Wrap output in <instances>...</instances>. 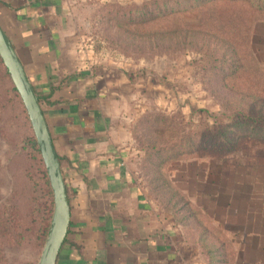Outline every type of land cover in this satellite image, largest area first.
Instances as JSON below:
<instances>
[{"label":"rangeland","instance_id":"rangeland-1","mask_svg":"<svg viewBox=\"0 0 264 264\" xmlns=\"http://www.w3.org/2000/svg\"><path fill=\"white\" fill-rule=\"evenodd\" d=\"M77 4L67 50L81 67L110 72L128 167L174 230L185 263L264 264V158H257L264 145L243 140L234 154L217 153L200 135L223 108L232 116L263 84L264 0ZM224 54L245 72L223 62ZM14 111L0 118V223L15 213L22 240L10 244L0 235V264H38L53 193L41 155L33 159L24 148L23 138L34 135L29 119ZM200 225L209 227L208 240Z\"/></svg>","mask_w":264,"mask_h":264},{"label":"crops","instance_id":"crops-1","mask_svg":"<svg viewBox=\"0 0 264 264\" xmlns=\"http://www.w3.org/2000/svg\"><path fill=\"white\" fill-rule=\"evenodd\" d=\"M77 5L0 0V26L42 99L66 185L70 226L57 264H186L174 230L128 167L110 72L81 67L67 50Z\"/></svg>","mask_w":264,"mask_h":264},{"label":"trees","instance_id":"trees-1","mask_svg":"<svg viewBox=\"0 0 264 264\" xmlns=\"http://www.w3.org/2000/svg\"><path fill=\"white\" fill-rule=\"evenodd\" d=\"M178 1V0H177ZM179 3V2H178ZM195 40V38H193ZM199 41V40H197ZM203 43V45H202ZM207 42H203V40L199 41L198 45H200V50L206 49L210 50L206 47ZM238 58L234 56L223 55L221 60L225 63L231 64L232 68L235 66V70L245 72V66L240 64L237 60ZM0 66L3 67L4 71L2 72L0 78V118L8 111L11 112V115H14L17 112L14 111V108L19 111L23 119L28 121V116L23 108L22 102L17 94L16 89L14 88L10 76L4 67L1 59ZM264 74L261 77L263 80L262 86L258 89V86L255 87L257 93L255 95L250 94L248 96H243V98L239 101V105L233 107L235 112H232V116H228L225 112L224 108L220 111V115L215 116L214 124L210 127H207L202 132L201 140H203V145L207 150H213V152L221 153L225 152L226 154H234L239 150L240 144L244 141H257V144L264 145ZM56 88L54 87L53 90ZM39 98V97H38ZM251 100V102H247V100ZM39 103L42 108L43 102L42 99L39 98ZM18 115V114H17ZM228 116V117H227ZM2 125V124H0ZM244 129V133L242 132ZM237 131V132H236ZM3 133V134H2ZM5 132L0 130V135H4ZM28 136V135H27ZM35 138L32 133H30L29 137L23 138V143L25 144L26 149H30L31 157L37 158L40 157V153L38 147L35 145ZM264 158V156L257 157ZM60 161V159H59ZM61 163V162H60ZM61 165V164H60ZM162 186H159V188ZM172 200V198L170 199ZM185 202L183 207H191V203L188 200H181ZM171 202V201H170ZM170 204V203H169ZM47 210V206H44ZM177 205L173 206V210L176 211ZM49 213H51V208L49 209ZM10 219L6 220V226L1 227L0 223V235L2 238H6L8 243H16L19 240H22V235L19 232V224L17 221V217H15V213L10 214ZM187 220L189 218L186 217ZM203 228L202 225H200ZM205 231H202L203 237L208 240L209 236V227L203 228ZM48 230V222L43 220V224L41 228L38 230V238L41 242L44 241ZM41 234V235H40ZM220 247L223 248L224 242L218 239ZM220 248V249H222ZM226 247L224 246V249ZM211 251V247L209 248Z\"/></svg>","mask_w":264,"mask_h":264},{"label":"water","instance_id":"water-1","mask_svg":"<svg viewBox=\"0 0 264 264\" xmlns=\"http://www.w3.org/2000/svg\"><path fill=\"white\" fill-rule=\"evenodd\" d=\"M0 59L25 109L53 193V214L38 264H57L69 226L70 206L59 158L39 98L10 39L0 26Z\"/></svg>","mask_w":264,"mask_h":264}]
</instances>
